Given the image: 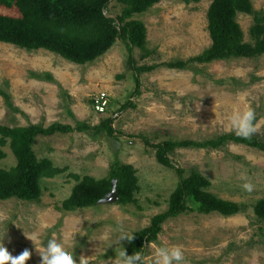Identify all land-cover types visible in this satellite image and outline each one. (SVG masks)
<instances>
[{
  "label": "rangeland",
  "instance_id": "374dc122",
  "mask_svg": "<svg viewBox=\"0 0 264 264\" xmlns=\"http://www.w3.org/2000/svg\"><path fill=\"white\" fill-rule=\"evenodd\" d=\"M213 1L162 0L149 11L134 15L133 20L145 24L147 50L153 52L142 59V51L135 49L136 66L186 61L208 49L211 39L207 13ZM252 4L255 11L264 10V0H252ZM123 9L114 1L106 15L116 18ZM0 14L20 17L16 8L0 6ZM237 20L244 42L252 43L253 17L239 14ZM128 56L127 46L118 40L105 55L81 66L45 50L28 52L0 42V88L24 113L9 111L0 96V125L49 127L61 123L75 127L78 120L93 128L86 133L38 137L34 146L38 158H49L55 166L68 171L42 181L39 201H0V211L8 217L0 223V244L13 256L29 249L32 257L27 264H40V256L24 231L37 232L38 246L42 248L55 234L58 242H64L67 250L73 252L77 264L81 255L89 257L90 264H111L116 258L115 250H126L129 245L127 240L117 244L118 222L133 235L167 209L178 176L157 162L155 149L146 146L139 135L148 137L152 144L208 140L231 133L227 117L249 105L259 123L254 135L264 139V55L195 64L182 71L165 66L144 71L138 97L132 96L136 84L127 65ZM36 59L52 63L57 84L31 78L29 66ZM99 92H106L110 100L104 116L97 115L93 108V99ZM129 101L134 107L122 110ZM110 118L117 133L113 137L104 129H95ZM4 151L7 157L0 161V168L8 169L16 164V158L9 146ZM115 159L136 169L140 189L135 196L137 203H101L76 212L61 210L62 201L77 184L71 175L107 178ZM170 160L176 168L198 169L212 182L213 194L238 203L242 211L231 217L190 211L168 221L158 241L145 248L143 255L148 264L153 258L152 245L180 246L185 257L183 264H264V219L254 212L256 204L264 200V153L232 143L220 151L178 149ZM242 175L245 179H241ZM246 181L253 185L251 192L242 188ZM105 232L110 239L100 241Z\"/></svg>",
  "mask_w": 264,
  "mask_h": 264
},
{
  "label": "trees",
  "instance_id": "16d2710c",
  "mask_svg": "<svg viewBox=\"0 0 264 264\" xmlns=\"http://www.w3.org/2000/svg\"><path fill=\"white\" fill-rule=\"evenodd\" d=\"M124 6L121 16L108 17L106 12L112 2ZM162 0H0V6L7 9L16 8L20 17L0 14V42L13 45L28 52L45 50L63 59L77 64L87 65L105 55L119 40L128 48V68L134 74L136 84L133 97L141 94V73L151 72L165 66L173 70H186L191 65L209 64L215 61L235 58H256L264 55V10L255 11L252 0H214L207 13L208 32L211 46L200 55L186 61H177L166 65L137 67L134 50L142 51V59L150 57L153 52L147 50V29L139 20H133L136 14H143ZM253 17L250 29L252 43L244 42V33L238 23V15ZM31 78L57 84L51 73H31ZM0 96L7 109L13 113L24 114L17 108L11 95L0 88ZM134 105L129 101L122 110ZM74 118V114L69 112ZM113 119H107L95 128L106 131L107 135H117ZM92 127L76 121L75 127L54 123L49 127L41 124H29L27 127H8L0 125V161L6 159L4 148L9 146L16 158V164L8 169L0 168V201L19 199L39 201L43 194L42 181L65 174L67 168H59L49 158L39 159L34 146L38 137H50L56 134L73 132L86 133ZM146 146L156 151L157 162L173 169L178 176V183L170 195L167 209L155 215L150 225L133 233L126 252L145 253L146 246L156 243L168 221L190 211L200 214H219L231 217L242 211L238 203L224 200L211 192L212 182L198 169L184 170L176 168L170 156L178 149H196L220 151L229 144H240L264 153V139L253 135L242 139L234 132L223 134L203 141L167 140L152 144L144 136H138ZM77 181L71 195L62 201L61 210L76 212L81 209L96 207L111 190L112 181L117 180L118 204H135L139 192V178L136 169L129 164L115 159L110 165L107 178L95 179L90 176L80 178L71 175ZM256 216L264 219V200L259 201L254 209Z\"/></svg>",
  "mask_w": 264,
  "mask_h": 264
},
{
  "label": "clouds",
  "instance_id": "9594fccd",
  "mask_svg": "<svg viewBox=\"0 0 264 264\" xmlns=\"http://www.w3.org/2000/svg\"><path fill=\"white\" fill-rule=\"evenodd\" d=\"M243 99V97H241ZM200 110V105H197V111ZM228 129L235 133L236 136L242 139H250L257 131L259 123L256 121L255 110L246 105L243 110H235L228 117ZM241 179H245L242 175ZM242 188L251 192L253 185L251 182H245L242 184ZM6 213L0 211V223L7 220ZM117 231L119 236L117 244L123 240L131 242L134 239V235L125 231L122 223L118 222ZM26 238L33 242L35 248L40 256V264H77V260L74 258L73 252H70L65 247L64 242H58L53 234V238L47 241L45 247H39V234L37 232L27 233L24 231ZM68 236L64 237L66 241ZM110 239V234L105 232L99 238L100 241ZM154 252L151 264H183L185 257L183 250L178 245L173 246H155L152 245ZM116 258L111 261V264H148V258L141 252H135L132 255H128L126 250L122 247V250L116 249ZM32 257V252L25 248L19 255L13 256L4 244H0V264H27ZM79 264H90L89 257L81 255L79 257Z\"/></svg>",
  "mask_w": 264,
  "mask_h": 264
},
{
  "label": "built area",
  "instance_id": "2783aa9c",
  "mask_svg": "<svg viewBox=\"0 0 264 264\" xmlns=\"http://www.w3.org/2000/svg\"><path fill=\"white\" fill-rule=\"evenodd\" d=\"M110 100L106 92H99L93 99V108L97 115L104 116L109 108Z\"/></svg>",
  "mask_w": 264,
  "mask_h": 264
},
{
  "label": "crops",
  "instance_id": "0c3cea01",
  "mask_svg": "<svg viewBox=\"0 0 264 264\" xmlns=\"http://www.w3.org/2000/svg\"><path fill=\"white\" fill-rule=\"evenodd\" d=\"M36 62H32L31 66H29V70L34 72V73H38V74H42L44 72H49L52 74V76L55 78H57V71L55 70V67L52 65V63H46L45 60L41 59V61H38V59H36ZM45 62V63H43ZM36 80V79H35ZM39 81V80H38ZM46 82V81H44ZM46 84V83H44Z\"/></svg>",
  "mask_w": 264,
  "mask_h": 264
},
{
  "label": "water",
  "instance_id": "95a60500",
  "mask_svg": "<svg viewBox=\"0 0 264 264\" xmlns=\"http://www.w3.org/2000/svg\"><path fill=\"white\" fill-rule=\"evenodd\" d=\"M117 183L118 181L116 179L112 181V187L110 192L101 201H99L98 204L118 202L119 194L117 192Z\"/></svg>",
  "mask_w": 264,
  "mask_h": 264
}]
</instances>
